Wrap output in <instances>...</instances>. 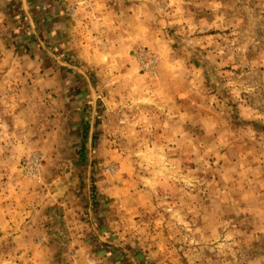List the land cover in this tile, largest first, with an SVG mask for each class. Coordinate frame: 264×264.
<instances>
[{
	"label": "rangeland",
	"instance_id": "rangeland-1",
	"mask_svg": "<svg viewBox=\"0 0 264 264\" xmlns=\"http://www.w3.org/2000/svg\"><path fill=\"white\" fill-rule=\"evenodd\" d=\"M27 7L43 24L56 8L78 10L98 36L96 54H86L100 65L80 64L48 35L39 70L83 73L64 77L76 82L79 111L66 108L70 96L66 107L53 94L33 101L31 82L53 88L38 74L23 84L30 105L19 123L0 96V162L18 146L24 153L15 176L13 161L0 165V264H69L73 255L60 251L73 250L80 232L100 264H264V0H27ZM23 35L20 51L35 56V34ZM19 180L22 197L4 186ZM43 181L74 200L75 228L54 234L43 250L54 254L40 256L38 238L10 237L2 218L8 206L33 216Z\"/></svg>",
	"mask_w": 264,
	"mask_h": 264
},
{
	"label": "crops",
	"instance_id": "crops-1",
	"mask_svg": "<svg viewBox=\"0 0 264 264\" xmlns=\"http://www.w3.org/2000/svg\"><path fill=\"white\" fill-rule=\"evenodd\" d=\"M0 1H4V5L2 4V2L0 5V16H3V18L5 14L9 16L7 22L5 21V25L0 24V47L3 49L4 52L0 54V96L7 100L5 104L11 105V107H14V112H18V116L16 113L15 118L16 120H18L19 123V112L29 109L28 106L30 105L29 103L26 104V102H24V95L26 94L27 88L23 84L26 83L28 79H36L38 78V76H40L41 78H43L42 76H44L46 79H49L51 77L49 76L50 73H48L49 75L46 73L42 74L39 70L44 60V52L41 50V48H43L44 45H48L47 42L45 43V41L47 40L46 37H48V35H51V37H49L48 39L51 40L53 44L55 43L56 45L58 44L59 46L64 47V51L72 52L70 53L72 54V58L80 64L84 63L85 65H83L86 67H89L90 69H96V67L98 68V66L100 65L99 61L97 60L98 58L89 57L86 54V51L89 50L88 52H90L91 55L96 54L97 50L92 44L93 42L98 41V36L96 35L93 38V35H91V32L88 29L89 21L83 23L84 21H82V17H79L78 13H76L78 12V10H73V13L69 15L68 9L66 10L56 8V11L54 12V14H52L51 18L49 19V24H43L42 22H36L34 19H31L28 16L29 12L27 11V0ZM27 32H29L30 34H35L37 40L34 41V46L36 47V49L39 50L36 51L37 53L35 54V56L30 58L23 56L24 54H26V52H21L20 47H18L21 42L23 44H26L23 33ZM47 32H49L50 34L45 35ZM90 40L91 42L89 43ZM89 44H91V46H88ZM97 61L98 63L96 64ZM26 67L27 69H29V71L26 69ZM66 67L71 68V66ZM71 69L75 70V68L73 67ZM71 73L82 72L76 70V72L67 71L65 73L64 71H62V69L57 72H52V79L50 83L53 88L38 89L37 87L32 85L33 82H31L30 86H28L27 93L31 94L33 101L37 99V96H40L38 97L39 100H43V96H45V94L56 95L60 100L58 102L59 107L61 105L62 107H66V102L64 103V101H66V98L70 96V100H72L73 104H69V106L66 108H69L70 110L71 108H73V112H78L79 109L76 107V105H78L79 101L76 100V104H74L75 100L73 99L72 94L74 93L73 87L76 82L71 81L70 86H68V82H66V79L64 78L66 75L70 76ZM4 80L6 81L4 82ZM75 94H77V98L83 93L76 92ZM62 96H65V98L61 99ZM72 127L73 126L70 125V129ZM76 130V128H72V132L77 133ZM62 138L63 136L61 135L57 136L58 141ZM19 141L23 142L21 139ZM22 150L23 148L21 149L18 146V150L15 149L12 152V160L4 161L2 163L0 162V165L7 166V163L13 161L12 168L9 172V177L12 176L10 174L11 172L13 176L16 175V170L13 171L12 169L15 168L14 165H16V163L18 162L19 157L24 156ZM16 177L18 178V176ZM12 180L15 181V179L13 178ZM23 183L24 181L22 180H19L18 184H11L10 181L9 184L6 183L4 184V186L8 185L10 188H12V194H14L15 196L18 195L19 197H22L24 193V190L22 189ZM42 185H44V188L40 189L39 192L36 191V200H34L33 203L30 204L32 209H34L32 210L33 216H31L29 219H26L25 216L23 217L21 216V214L18 215V213H16L13 207L8 206L4 207V211L6 214H4L2 218V222L4 223L5 231H11V234L9 235L10 237L19 239L25 238V241L22 240L23 243H28V240L31 241L35 240V238H38L41 245L38 244V246H35L34 253L39 255H47L54 254V252L51 253L49 251V253L43 252L46 246H48V239L54 236V234L57 235V233H60V235L70 233V230L72 229L68 228L70 227L69 225H73L72 228H75V223H73V215L69 216L70 213L68 212V210L70 209V205H68V203L70 202L72 204L74 200H68V198L66 200L60 199L59 195L54 192V189H52L51 185L44 184V181L42 182ZM15 190L18 193L15 192ZM83 199L87 201L85 198ZM84 205L79 204L78 208L83 209ZM23 207L22 209H24ZM18 209L21 211L20 206H18ZM44 209L48 210V212ZM53 209L56 211L59 210L60 216H58V218L57 216H55L54 219L52 215H50V213H53ZM48 213L50 216L47 215ZM34 235L36 237H34ZM70 237V239H72V236ZM73 238L77 239L76 243L74 244L77 246H75V248L71 250L72 252L70 251V249L68 250V252L65 249H62L60 251L61 254L67 255L69 253L70 255H73V257L70 258L71 262H69V264H100L97 261L99 255L97 254L98 252H93L92 248L87 247V244L83 242V239L85 237L81 232ZM103 239L104 238L101 237V235L98 236L99 241H103ZM32 244H35V242L32 241ZM26 245L25 253H27L26 247L28 246ZM29 251L30 250H28V252ZM21 252L23 251H20V253ZM94 256L96 258L93 262L92 260ZM38 260L41 261V258H38L36 261ZM103 261L105 260L103 259ZM43 264L48 263L43 262Z\"/></svg>",
	"mask_w": 264,
	"mask_h": 264
},
{
	"label": "trees",
	"instance_id": "trees-1",
	"mask_svg": "<svg viewBox=\"0 0 264 264\" xmlns=\"http://www.w3.org/2000/svg\"><path fill=\"white\" fill-rule=\"evenodd\" d=\"M86 129V126L84 127V130Z\"/></svg>",
	"mask_w": 264,
	"mask_h": 264
}]
</instances>
